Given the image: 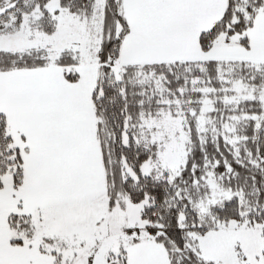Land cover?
I'll return each mask as SVG.
<instances>
[{"label":"snow or ice","instance_id":"1","mask_svg":"<svg viewBox=\"0 0 264 264\" xmlns=\"http://www.w3.org/2000/svg\"><path fill=\"white\" fill-rule=\"evenodd\" d=\"M0 264H264V0H0Z\"/></svg>","mask_w":264,"mask_h":264}]
</instances>
